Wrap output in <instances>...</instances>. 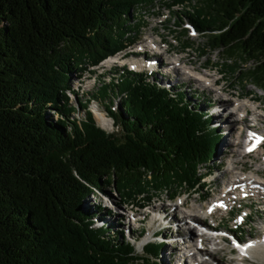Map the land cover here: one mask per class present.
<instances>
[{"label":"trees","instance_id":"obj_1","mask_svg":"<svg viewBox=\"0 0 264 264\" xmlns=\"http://www.w3.org/2000/svg\"><path fill=\"white\" fill-rule=\"evenodd\" d=\"M157 2L0 0V264H148L158 255L163 244L136 255L85 201L102 186L136 196L149 185L200 182L223 136L210 126L211 106L203 112L181 91L124 69L101 88L120 98L105 106L117 128L108 133L89 110L79 119L84 105L66 95L76 63L120 50L115 32L129 39L134 10ZM198 4L175 20L205 35L234 77L264 90V0Z\"/></svg>","mask_w":264,"mask_h":264},{"label":"rangeland","instance_id":"obj_2","mask_svg":"<svg viewBox=\"0 0 264 264\" xmlns=\"http://www.w3.org/2000/svg\"><path fill=\"white\" fill-rule=\"evenodd\" d=\"M168 3L169 0H159L149 7L138 6L128 24V30L131 32L126 35L129 39L123 40V37L117 36L118 32H115V38L123 41L120 50L113 54L120 57L117 70L112 69L105 76V64L92 67L89 66V61L83 59L76 63L78 70L76 69L77 71L71 79L73 88L76 90L75 94L65 93L67 96L69 95V101L73 104L84 105L85 108L79 109V113L75 114L79 119L83 118L84 110H89L99 127L108 133L115 132L117 128L107 114L105 106L109 105L110 101L113 107L118 106L120 98L116 92H108V97L104 98L101 88L108 85L109 82H118L120 77L126 73L124 69L143 73L144 77L151 81L156 80L161 87L175 92L181 91L187 100L198 105L203 112L210 109L208 105H213L215 108L209 112L213 118L210 126L217 127V130L222 132V139L209 164L200 168L199 171L203 178L198 183H196L197 180L182 183L175 180L167 185H154L155 188L152 187L153 185H149L136 196L133 193L131 196L120 195L113 186H102L105 192L96 190L93 195L87 198L84 206L87 208H91L92 205L98 206L100 217L98 224H108L109 228L120 232L125 242H131L135 248V254L138 256L146 255L142 250L145 243L163 244L158 255L151 256L148 264H178L179 256L187 251L185 247L183 248L185 251L182 249L184 243L189 245V242L192 241L191 238L200 234V236L207 237L216 234L218 237L216 238L217 245L203 242V247L206 249L198 254L199 258H203L210 264H264L263 245L248 250V254L243 255L235 248V244L254 245L255 242L263 240L264 195L248 199L247 194L246 198L241 199L238 191H242V189L237 188L235 190L237 194H229L230 196L225 197L226 200L228 199L227 207L225 206L223 210L211 215L205 214L203 211L204 207L221 195L225 185L230 183L234 174L238 175V172L242 171L250 174L253 169L260 168L259 175L264 176V142L257 148L256 153L249 152L245 157L240 156V153L242 154L244 151L243 147L234 143L236 133H241L243 137H241V142L242 139L243 142L245 141L244 139L250 132L256 137L264 138V90L250 83L245 85L241 79L234 77L231 73L232 70L225 66L221 58L222 52L209 49L205 35L195 31V26L185 18L175 20L176 15L183 14V10L196 13L199 5L198 0H184L183 5ZM150 37L160 44L161 52L164 50L166 52L160 54L159 59L163 63H160L157 70H154L153 67L149 68L153 64L147 65V61L152 58V53L159 54L158 50L154 52L147 47L145 57H149V60L142 57L144 53H134L135 47L142 43L146 45L145 42L149 43ZM155 56L158 57V55ZM180 56L188 63V66L196 67L202 73L208 71L213 77L219 79V85L216 87L224 89L223 93L218 94L207 85L197 83L194 79H185V75H179V73L176 75L170 67L174 61L173 58ZM130 64L133 66L136 64V66L132 67ZM227 64L232 63L228 62ZM241 66L242 69L250 68L252 63ZM237 98L239 100L252 99L258 107L256 111L260 113L261 118L257 120L252 110V113L250 111L245 114V119L235 122L234 117L227 111L229 108L232 109L231 102ZM221 101L224 102L223 106L220 104ZM97 109L105 115L106 122L99 121L96 114ZM217 113L221 115L218 116ZM252 140L255 141V138ZM230 161L234 164L232 170L228 171ZM171 195H176V198L170 199ZM182 199H185L186 202L182 203ZM193 205L199 206L198 211H191L195 214L194 219L204 224L205 229L194 226V223L185 219L184 216L182 218V211H188L187 208H193ZM164 212H166L165 216L175 219L170 221L166 228L163 227L162 221L164 222V220L159 219V214ZM155 216L157 217L155 218ZM185 228L189 230L186 229V232H183ZM159 240L162 242H158ZM261 242L264 240L259 241L260 244ZM186 260L185 264H193L188 259Z\"/></svg>","mask_w":264,"mask_h":264},{"label":"bare ground","instance_id":"obj_3","mask_svg":"<svg viewBox=\"0 0 264 264\" xmlns=\"http://www.w3.org/2000/svg\"><path fill=\"white\" fill-rule=\"evenodd\" d=\"M145 43H146V45H141V46H146L151 51H157V50L159 51V54L152 53V58L148 57L150 59V61H147L148 62L147 65H149L151 63L153 64L149 68L153 67L154 70L155 69L157 70L160 67L159 66L160 63L162 62V61L160 62L161 59H159V56L161 57L160 54L162 52L164 53L165 50L161 52L160 44L157 41H155L153 39V37H150L149 43L148 42H145ZM143 53L144 54H143L142 57H145V54L147 53V51L144 50ZM155 55H158V57H156ZM148 58L145 57V60L146 59L149 60ZM182 58L183 57H181V56L180 57H174L173 58L174 61L171 63V67L170 68L172 69L173 72L176 73V75L178 73H179V75H185V79H188V80L189 79H194L197 83L207 85L210 89L214 90L218 94L223 93L224 89H222L221 87H216V86L219 85L218 84V80L219 79H217L216 77H213V75L209 74L208 71L206 73H202V72H200L198 70V68L192 67V66H188V63L185 62L184 59H182ZM119 59H120V57H116L115 55L114 56H109V57H106L105 59H103L97 65L105 64L104 73H105V76H106V73L107 72L109 73L112 69L115 71V68L118 66ZM145 60H143V61H145ZM172 64L175 65V66H173ZM180 64H181V66H180ZM97 65L92 66V67H96ZM131 66L134 67V66H136V64L134 66L133 65H131ZM167 67H168V65H167ZM91 70H93V69H91ZM89 71H90V69H89ZM71 86H72L71 89L68 90V94H70V95L73 94L74 95L76 90L73 88L72 83H71ZM69 91H70V93H69ZM222 101H224V100L222 99ZM222 101L220 102L221 106L224 105V102H222ZM231 103H232L231 104L232 105V109L229 108L227 113H230V115L234 117L235 122L242 121L243 119H245V113L248 110H250L251 113L254 111L253 115L255 116V118L257 120H259V118H261L260 113L258 111H256L258 109V107L252 101V99H243V100L240 99L239 100L237 98L236 100H233ZM210 108H211L210 111L212 112L215 107H213V105H212ZM96 114H97V118L99 119V121H101L102 123L106 122L105 115L100 110L97 109V113ZM211 114H213V113H211ZM217 114H218V116L221 115L220 113H217ZM219 118H221V117H219ZM250 134H251V132H250ZM250 134L248 135L249 137H250ZM248 136H247V138L244 139L245 140L244 142H243V139H242L243 143L240 141L241 137H242L241 133H238V134L236 133V135L234 137V143L236 145H239V146L243 147L244 151H243L242 154L240 153V156H243V157H245L247 154H249V152H253V153L255 152L256 153L257 152V148H259L260 144L262 143L261 142V143L257 144V146L252 151H247V149L249 147H251L252 144L255 142L252 139H250ZM233 164L234 163L232 161H230V163L228 165V171L232 170ZM260 171H261V169L257 168V169H253L251 171L252 173L250 172V174L246 173L245 171L238 172V175L234 174L233 175V179L230 181V183L228 182V184L225 185L226 187L225 186H224L225 188L223 187L224 189H223L221 195L216 197L214 200H212V202H210L208 204V206L204 207L205 208L204 210L202 208H200V210H203L205 214H210V215L213 214L214 212H218L220 210H223L225 208V206L227 205L226 201L228 199L226 200V198H227L226 196L229 195V194L230 195L231 194H237L235 192V190L237 188H241L242 189V191H238V193L240 194V198L243 197L244 195H247V194L249 196L248 199H254L257 196H261L262 197L264 195V176L259 175ZM240 175H242V176H240ZM257 200H259V199H257ZM181 201H182V203L186 202L185 199H182ZM177 207H179L178 204H177ZM197 209H199V206H196V205H193V208H187V210L189 212L188 211H182V213H183L182 218L184 216L185 219L192 221L194 224H197L200 229H203V227H205V225L200 223V221H198V220L195 221V219H194V215L195 214L191 212V211H195ZM165 214H166V212H164L162 214H159L160 215L159 219L164 220V222L162 221V223H164L163 224L164 228L168 227V224L170 223V221L175 220L174 217H170V216H167V215L165 216ZM156 217L157 216H155V218ZM186 229H188V228H185V230H183V232H186ZM200 235H197L194 238H191L192 241H190V242L187 241V242H189V245L184 243V246L182 247V249L185 247V249H187V251H185V249H183V251H185V252H183V255L179 256L180 259L178 261V264L187 263L186 259H188L189 262H192L193 264H210L207 261H205L203 258H201V257L199 258L198 254L201 253L200 251L206 249L205 247H203L204 246L203 242H209V243H213L214 245H217L218 242H217L216 238H218V237L216 236V234H211L212 236L210 235L208 237L204 236V235H202V236H200ZM259 241H261V240H259ZM259 241L255 242L254 245L251 244L252 245L251 247L245 248L243 253L241 252L240 249H238L239 253H241L242 255L243 254H248V250H251V249L256 248L258 246H262V242L260 244ZM246 245H248V244H246ZM180 251H182V250H180Z\"/></svg>","mask_w":264,"mask_h":264},{"label":"snow or ice","instance_id":"obj_4","mask_svg":"<svg viewBox=\"0 0 264 264\" xmlns=\"http://www.w3.org/2000/svg\"><path fill=\"white\" fill-rule=\"evenodd\" d=\"M250 139H253L255 138V142L252 144L251 147H249L247 149V151H252L256 146L257 144H259L260 142H264V138L262 137H256L255 134H250ZM238 249L241 250V252L243 253L244 252V249L247 248V247H251L252 245L251 244H248V245H244V246H241L240 244H236L235 245Z\"/></svg>","mask_w":264,"mask_h":264}]
</instances>
